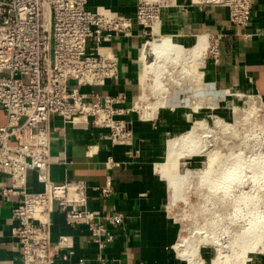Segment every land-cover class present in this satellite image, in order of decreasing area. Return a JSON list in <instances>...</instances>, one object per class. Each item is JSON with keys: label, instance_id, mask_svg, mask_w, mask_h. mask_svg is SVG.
<instances>
[{"label": "crops", "instance_id": "obj_1", "mask_svg": "<svg viewBox=\"0 0 264 264\" xmlns=\"http://www.w3.org/2000/svg\"><path fill=\"white\" fill-rule=\"evenodd\" d=\"M173 5L178 8L171 6L160 13V35L177 39L188 49L195 45L196 38L207 36L200 77L191 86L172 89L174 95L164 105L160 102L158 110L143 117L136 106L145 91L139 59L146 38L134 21L135 0H102L93 7L87 5L90 11L103 8L133 22L131 36H113L102 44L88 45L89 53L115 56L116 77L103 86L77 87L88 102L122 98L113 105L118 112L113 120L130 137L120 143L110 138L108 128L95 126L91 118L70 124L52 116L48 122L49 164L42 175L52 183L85 182L87 209L98 212L102 221L112 213H120L123 221L115 228L106 226L113 241L101 251L86 226H70L54 205L49 217L53 264H98L100 259L107 264H185L173 250L179 240V227L168 213L169 184L158 169L167 162L168 142L183 136L187 123L183 108L190 105L187 94L212 90L219 103L222 96L238 97L251 89L264 100V0L252 3L250 21L244 28L230 21L226 8L199 9L189 0H176ZM73 86L69 84V88ZM4 123L0 108V127ZM169 133L177 136L167 139ZM38 177V172L29 171L20 184L0 175V264H24L14 236L17 222L12 212L20 204L21 191L43 189ZM103 188L109 190L106 197L101 194ZM3 190L10 193L4 196ZM249 264H264V252Z\"/></svg>", "mask_w": 264, "mask_h": 264}, {"label": "built area", "instance_id": "obj_2", "mask_svg": "<svg viewBox=\"0 0 264 264\" xmlns=\"http://www.w3.org/2000/svg\"><path fill=\"white\" fill-rule=\"evenodd\" d=\"M93 0H0V108L5 123L0 127V175L22 184L29 171L39 173L40 192L21 191L20 204L13 209L17 222L14 236L24 264H53L50 244V214L54 205L70 226L84 225L99 250L113 241L106 226L122 223L120 213L101 220L86 207L83 181L52 183L42 174L49 164L48 122L59 116L65 123L92 119L108 128L110 138L124 143L130 133L113 116V105L122 98L88 102L79 86H103L117 75L112 54L95 55L88 45L102 44L113 36L129 37L131 19L103 8L87 9ZM255 0H189L199 9L229 10L230 21L247 27ZM176 0H135L134 21L143 37H153L163 9ZM75 86L69 88V84ZM10 190H3L4 196ZM109 194L107 188L101 190ZM98 264H107L103 259Z\"/></svg>", "mask_w": 264, "mask_h": 264}, {"label": "rangeland", "instance_id": "obj_3", "mask_svg": "<svg viewBox=\"0 0 264 264\" xmlns=\"http://www.w3.org/2000/svg\"><path fill=\"white\" fill-rule=\"evenodd\" d=\"M101 1L93 0L89 5L93 7ZM145 38L146 41L155 39ZM176 41L166 38L168 44L150 58L151 68L141 62V82L145 91L138 105H153L155 109L148 112L158 110L160 102L163 104L173 96L172 89L191 86L200 77L199 65L204 54L197 62L191 49ZM212 49L210 41L209 51ZM244 93L246 95L238 97L227 94L218 103L212 90L192 95L188 92L190 105L183 108L187 123L183 134L180 133L183 135L180 141L183 152L190 153L191 157L179 159L178 174L188 175L176 192L168 189L167 209L179 227L175 246L178 245L180 251L197 246V261L201 264L216 262L220 253L229 256L230 264H249L264 252V176L260 170L264 162V100L255 96L251 89ZM190 133L192 139H188ZM174 136L176 133H169L167 139ZM236 158L245 167L251 163L253 168V163H259L249 171L252 178L245 181L250 190L245 189L242 195V190L236 188L224 192L219 180L222 167ZM212 161L217 164L210 166ZM241 171L236 174L238 177L242 176ZM243 175L246 177L244 172ZM235 209L239 214L236 218ZM219 262L223 263V259Z\"/></svg>", "mask_w": 264, "mask_h": 264}, {"label": "bare ground", "instance_id": "obj_4", "mask_svg": "<svg viewBox=\"0 0 264 264\" xmlns=\"http://www.w3.org/2000/svg\"><path fill=\"white\" fill-rule=\"evenodd\" d=\"M173 6L174 5H172V7ZM177 8L178 7L175 6L172 9H177ZM161 24L162 23H159V24L156 23L153 26V35L157 36V38L153 39L152 41H145V44L142 45V50H141V54L142 55L140 56L141 58L139 60H140V62L144 61V65H148L149 68H151V64L149 62L150 58H153V56H155V54H157L159 49L160 50L163 49L164 48V44H168V43H165L166 38H164V37H162L160 35V29L159 28H160ZM161 38H164V39L159 40ZM169 45H170V43H169ZM207 45H208V41H207V36L206 35H202V36L196 38V43L191 48L190 52L192 53L194 58H197V62L200 60V58H201L200 56L205 53ZM195 62H196V59H195ZM143 72H145V70ZM153 89H154V85H153ZM154 90H156V89H154ZM142 97H144V95H142ZM142 97H140V98H142ZM141 101L143 102L142 99H141ZM151 108L153 110L155 109L153 107V105L148 104V103L147 104L145 103V105L142 106V107H140L138 104L136 106V109L140 113H141V110H142V113H141L142 117L144 115H147L148 110L151 109ZM153 110H150V111H153ZM189 135H190V137L188 139H190V138L192 139L193 134L191 135V133H190ZM181 138H183V137H180V139L176 138V139H173V140L168 142V144H167V152H168V154H167V160H166L167 162L165 163L164 166H159V169H158V172L160 173V175L162 177H164L168 181V184H169L168 188L170 190H172L173 192H176V190L179 187L180 182L184 181L185 178L188 175V174H186V175H179L178 174L177 170H178L179 159L181 157H184V158L191 157L190 153L183 152V145H182L183 143L180 141ZM226 159H228V158L225 157V160ZM215 164H217L216 161H212L210 163V166H214ZM256 164H259V163H253V168H251V166H252L251 163H249L248 167H245V164L241 163L236 158L231 163H229V164L225 165L224 167H222L221 171H219V180H220V184L222 185V187L224 189V192H227V190H229V189L236 188V189H241L242 190V192L240 193L241 195L243 193H246L244 190L245 189H249V187H248L249 183L247 181H245V179L248 180L249 178H252V177H250V175H252V174L249 173V171H253L254 167H256L255 166ZM240 170H242L244 172V174H246V177H244L242 171H241L242 172V176L241 177H238L236 175L237 173L240 172ZM260 170H263L261 175L264 176V162L262 163V168ZM234 212L235 213L238 212V209H235ZM236 217H239L238 213L234 214V218H236ZM232 222L234 223L235 221H232ZM173 250L176 252L178 257L181 260H183L186 264H201L200 261H197L198 260L197 246L193 247V248H189V249L188 248H185V249L182 248V251H180L179 250V246L177 245V246L173 247ZM221 259H223V263L219 262V260H221ZM212 264H230L229 256L227 254H223L222 255L220 253V255H218V257H216V262H213Z\"/></svg>", "mask_w": 264, "mask_h": 264}]
</instances>
